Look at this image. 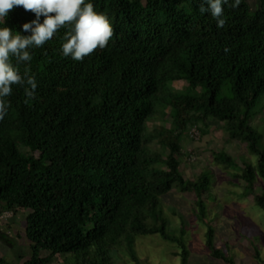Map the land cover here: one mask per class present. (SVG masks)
<instances>
[{"label": "trees", "instance_id": "trees-1", "mask_svg": "<svg viewBox=\"0 0 264 264\" xmlns=\"http://www.w3.org/2000/svg\"><path fill=\"white\" fill-rule=\"evenodd\" d=\"M86 2L107 14L114 28L108 46L74 61L62 54L61 28L30 49L35 99L26 104L16 86L6 98L11 107L0 124V221L23 212V224L12 238L0 229V241L16 244L24 233L35 256L23 264H52L57 254L70 253L71 264H115L114 247L127 246L136 261L135 237L161 234L179 241L186 262V224L168 232L162 198L190 189L206 220L211 172L186 178L179 158L186 155L185 140H200L212 119L255 157L240 163L223 150L214 161L229 171L239 166L232 175L243 185L239 200L250 196L264 210V130L254 124L264 109V0H241L238 8L227 0L223 28L210 13H200L202 0ZM35 19L16 7L0 27L31 35L23 24ZM25 66L19 65L21 74ZM184 80L186 88L171 86ZM17 112L21 119L12 121ZM165 115L172 125L153 121ZM206 235L213 254L235 264L215 247V227Z\"/></svg>", "mask_w": 264, "mask_h": 264}, {"label": "rangeland", "instance_id": "rangeland-1", "mask_svg": "<svg viewBox=\"0 0 264 264\" xmlns=\"http://www.w3.org/2000/svg\"><path fill=\"white\" fill-rule=\"evenodd\" d=\"M188 84L187 80L173 81L171 86L186 88ZM193 92L199 94L200 90ZM258 115L254 117V124L264 130V109ZM153 121L157 124L172 125L170 115L155 116ZM210 122L208 132L202 134L200 140H192L189 143L185 140L182 152L186 155L179 158L180 168L186 178L202 170L211 172L214 185L205 200L206 220L200 218L197 195L191 193L190 189L183 192L173 190L162 198L169 217L168 232H178L183 221L186 224L184 235L187 248L186 262H184L183 247L177 239L166 241L161 234H149L135 237L134 248L138 256L136 261L130 256L127 246L114 247L112 254L115 264H227L221 255L216 256L208 248L206 233L210 225L215 227V247L221 248L225 256L232 257L235 264H264V257L261 256V250L264 249V210L250 196L239 200V191L243 185L241 181L232 178L233 173L239 170V166L227 170L214 161V153L224 150L233 154L240 163L246 158L255 162V157L248 153L246 144L228 138L221 122L214 119ZM30 211L31 209H28L26 213ZM22 213L13 214L9 220L0 221V229L10 231V238L17 236L16 233L20 230L19 224H23ZM7 214L8 212H5L1 217L5 218ZM92 226L93 222L90 221L85 228L89 229ZM25 242L24 233L17 239L16 244L21 243L18 246L0 241L2 257L0 264H23L32 260L35 251L31 247L30 240L29 246H26ZM45 255H47L45 251L39 254L40 257ZM71 257L72 253L57 254L51 263L71 264Z\"/></svg>", "mask_w": 264, "mask_h": 264}, {"label": "clouds", "instance_id": "clouds-1", "mask_svg": "<svg viewBox=\"0 0 264 264\" xmlns=\"http://www.w3.org/2000/svg\"><path fill=\"white\" fill-rule=\"evenodd\" d=\"M225 3L227 0H202L199 11L201 14L210 13L217 27L223 28L226 23ZM240 3L241 0H233L230 6L238 8ZM16 7L33 12L36 19L23 24V30L31 35H22L7 26L0 27V124L11 107L6 98L12 96L13 86L23 89L26 104L36 97L38 83L29 66L31 48L42 47L64 28L62 54L74 61H83L96 50L105 49L114 35L107 14L96 11L94 4L86 0H0V23L4 24L9 12ZM41 16L44 17L43 23L40 22ZM224 51L227 53L230 49L225 47ZM20 64L26 65L23 74ZM10 119H21V112ZM261 256L264 257V249Z\"/></svg>", "mask_w": 264, "mask_h": 264}]
</instances>
